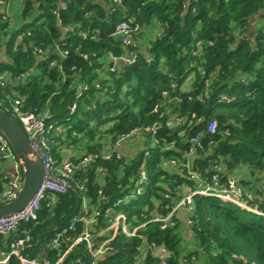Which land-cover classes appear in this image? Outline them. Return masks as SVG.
<instances>
[{"label":"trees","instance_id":"16d2710c","mask_svg":"<svg viewBox=\"0 0 264 264\" xmlns=\"http://www.w3.org/2000/svg\"><path fill=\"white\" fill-rule=\"evenodd\" d=\"M129 18L141 28L155 18L162 32L148 39L145 51L132 48L136 51L132 64L114 66L112 71L103 58L123 53L112 32L118 21ZM19 19L10 39L24 31L26 49H15L8 41L10 62L0 66L26 77L15 85L13 81L0 85V107L11 114V99L22 97V111H46L51 153L58 162L63 159L59 144L65 142L72 149L81 144V154L98 157L76 170L65 194L47 195L35 220L20 223L15 234H0V248L8 251L13 237L28 232L29 246L23 253L41 256L45 251L46 259L55 263L65 242L53 248L49 239L73 215L82 213L81 199L95 206L96 226L105 228L106 206L130 194L141 171L148 177L145 193L120 207L129 228L153 214L165 216L185 193L183 187L196 183L183 165L167 169L163 162L175 158L184 163L185 153L193 150L191 166L208 180L214 165L223 167L219 182L235 168H250L256 182L262 180L253 186L255 191L248 190L249 202L257 201L261 214L195 194L190 210L182 207L174 214L173 225L150 221L133 236L116 234L98 263L160 264L157 252L142 254L146 244H152L166 250V264H264V0H41L37 7L26 0ZM255 19L263 21L257 29L252 28ZM57 44L67 52L65 58L54 50ZM190 77L191 86L183 88ZM83 84L86 89L76 98ZM212 120L217 124L214 133L207 129ZM155 126L157 142L146 155L145 137ZM133 129L139 130L134 152L102 157L106 141L113 143ZM197 136L201 147L191 141ZM2 183L0 174V192ZM238 183L245 190L247 182ZM179 212L192 221L191 250L182 245L187 224ZM82 229L78 221L68 234L73 237ZM83 247L79 243L64 264L77 257L88 264ZM8 264H18L17 258L10 256Z\"/></svg>","mask_w":264,"mask_h":264},{"label":"built area","instance_id":"2783aa9c","mask_svg":"<svg viewBox=\"0 0 264 264\" xmlns=\"http://www.w3.org/2000/svg\"><path fill=\"white\" fill-rule=\"evenodd\" d=\"M14 1L15 0H0V51L2 45L8 41V43L11 44L15 49H26L25 43L23 44L22 42L24 31H19L13 40L10 39V30L21 24V20L19 19L20 17L17 16V12H19V9L22 10L23 8V6L21 7L20 5H18L20 8L15 7L13 5ZM25 1L26 0H23V2ZM29 1H31L36 7L41 2V0ZM117 1L118 3L121 2V0ZM59 5L62 8L65 7L64 2H59ZM55 13L58 16V12ZM161 27V25L158 27L157 35L161 34ZM140 30L141 26L138 23H135L132 18L118 21L114 26L112 35L114 38L119 40L120 45L124 46L127 52V55L124 58V63L132 64L136 60V51L132 48L135 49L137 46V41L135 38ZM81 35L86 37L87 33L81 32ZM54 50L58 53L60 58H65L67 52L62 51L58 44L55 45ZM34 51H37L39 55L42 52L36 47ZM107 57L108 60H111L115 59L116 56H114L112 53H109ZM54 62L55 61L51 62V65L55 64ZM109 68L112 71L116 70L113 65H110ZM25 77L26 73H20L14 76L8 69H3L0 66V85L3 87L9 85L12 81L15 85L17 82L19 83L23 81ZM96 87H99V84H96ZM84 89H86V84H83L79 88L76 93V98L81 95ZM21 102L22 97L11 99L10 115L25 131L31 147L40 156L43 167V179L33 197L29 200L25 207L14 214L0 217V234L3 235H9L11 233L15 234V231L20 223L35 220L37 218V213L41 208V203L43 200H45L47 195L65 194L71 186L70 178L74 175L76 170L80 168H87L89 164L98 157L97 153H84L81 154L76 161L71 157H63V159L58 162L56 159H54L51 153V145L49 144V131L45 122V118L48 117L47 112L44 111L40 113H34L22 111ZM74 107L75 104H73L72 109ZM216 125V121H210L207 124L208 131L210 133H214ZM156 128V126L151 128L152 135H150L148 138L145 137V141L147 142V147H144L146 155H149V147H153V145L157 142L153 134ZM136 135H139L138 129H133L127 134L118 136L113 143L110 142L106 145L105 151L101 153L102 157L105 159H110L112 154L115 153V156L120 158L121 153L118 151L119 146L124 141L129 140ZM198 139L199 138L197 136L191 141L201 147L199 144L200 140ZM0 151V158L10 160L14 166L11 172L1 174L3 188L0 192V199L3 200V202H6L15 198L21 189L23 182V171L7 140L1 133ZM192 154L193 150L185 153L187 160L181 164L177 162L175 158H171L163 162L164 166L166 164L172 167L183 165L187 172L186 175L190 179H193L196 183L194 187L187 186L186 192L179 198V200L172 206L171 210L165 216H162L161 214H153L152 217L146 221L129 228L130 221L127 218V215L120 209V207L124 202H128L129 200L131 201L132 198L135 199L136 195L145 193L146 189L143 187V184L146 183L148 177L143 171H141L140 178L135 182L134 188L130 194L126 195L125 198H119L111 205L106 206L104 215L109 220V222L105 228H98L96 226L97 211L95 206L89 204V199L85 197L82 198L80 206L82 213L80 215H73L70 218L69 224L63 228L55 230L49 239V244L53 248H58L61 245V242H65V251L61 254L58 260L52 264H60L65 256L68 255L69 257L70 252H72L79 243H84L83 250L89 259L88 264H99L98 260L106 253L107 249H109L108 245L116 236V234L122 232L127 236H133L140 227L144 226L150 221H159L161 222L162 227L173 225L174 214L182 207H187L188 209H186L190 210L192 196L195 194L216 197L224 202L234 204L241 209H247L257 214H261V212L249 202V192L241 188L237 178H235L232 174H227L225 175V180L219 182V172L223 171V167L222 165H214L212 168L214 172L211 175V178L209 180L208 178L205 179L199 172H196L192 168L191 161L189 160ZM243 196H246L247 199ZM101 197L102 199L104 198V196ZM78 221L83 223V229L80 233L71 237L68 232L74 230V226ZM186 224L187 226L189 225L188 228L190 229V224H192V221L189 218H186ZM29 240L30 236L28 232H25L23 236L13 237L9 244L8 251H5L2 254L0 264H6L12 255L17 258L18 264H51L46 259L45 255L28 256L27 254L23 253L24 249L29 246ZM148 250H150L152 254L157 252L158 255L162 257L160 264H166V250L164 248H154L152 244H146V246L142 249V254ZM67 264H84V261L81 259V257H77Z\"/></svg>","mask_w":264,"mask_h":264},{"label":"water","instance_id":"95a60500","mask_svg":"<svg viewBox=\"0 0 264 264\" xmlns=\"http://www.w3.org/2000/svg\"><path fill=\"white\" fill-rule=\"evenodd\" d=\"M112 65V63L110 64ZM0 133L7 140L23 171V182L17 196L0 203V217L14 214L27 205L43 179L40 156L33 150L19 123L0 107ZM68 255L63 258V264Z\"/></svg>","mask_w":264,"mask_h":264},{"label":"crops","instance_id":"0c3cea01","mask_svg":"<svg viewBox=\"0 0 264 264\" xmlns=\"http://www.w3.org/2000/svg\"><path fill=\"white\" fill-rule=\"evenodd\" d=\"M24 4H25V2H23V0H15L13 2V5L15 7H18V5H20L21 7L22 6L24 7ZM20 6L18 8H20ZM21 12H22V10L19 9V12H17V16L18 17L21 16ZM262 23H263V21L258 20V19H255V22H253V24H252V28L257 29V27H260L262 25ZM159 26H160V24H158V20L155 19V18H153L151 20V22L148 23L147 25H142V28L140 30L141 32H139L140 33L139 36L136 35V38H135V40L137 41L136 44L138 46V50L139 51H145L146 50V48L148 46V39L149 38L152 39V38H155L157 36V32H158V27ZM121 47L123 49V53L120 56L115 57V59H111V60L109 59L107 61V64H108L109 67H110V64L111 63H112L113 66H116V67H122L125 64L124 63V58L126 57L127 52H126L124 46L121 45ZM107 59L108 58H106V57L103 58V60H107ZM4 62H10L9 57L7 56V53H6V45L5 44L2 45V48H1V51H0V64L1 63H4ZM192 80H193L192 77L188 78L187 81L185 82V84L183 85V88H188L189 86H191ZM172 122H174V121H171V125H173ZM174 125H175L174 127L177 128L176 127L177 124L175 123ZM110 142L111 141H106V144H108ZM83 143H84V141H83ZM54 144L56 145L57 143L54 142ZM123 144H121L119 146V148H118V151L122 155L123 154H126L125 153L126 151L124 152ZM133 145H135V142L132 144V146ZM81 146L82 145L79 144V145H77V148L76 149L75 148L72 149L70 147H67V142L61 143V144H59V149H60L59 153H60V155H61L62 158L63 157L77 158L78 156L81 155V152H80L81 151ZM189 160L191 161L192 159H189ZM13 167H14L13 166V163L10 160H5L4 158H0V174L11 172L12 169H13ZM249 169L250 168H248L246 166H242V167H239V168H235L233 171H231L230 174H232L235 178H237L238 181L239 180L240 181L241 180L242 181L244 180V182L245 181L247 182V185H245L246 186L245 187V190L246 191H248V190L249 191L250 190L255 191L256 188L253 187V186H255L257 184H261L262 183V180L260 182H256L255 178H250L251 173H250ZM186 188H187V186H184L182 190H185V192H186ZM253 196H254L255 199L257 198V195L256 194L253 195ZM252 204L256 207V205L258 203L256 201V202H252ZM179 214L185 220L186 217L184 216V214H182L181 212H179ZM5 236H8V235H5ZM189 240L190 239L188 237L185 238V240L182 242L183 247H184V243L187 242V241H189ZM3 247H5V246H3ZM4 252L5 251H3L2 248H0V259H1L2 254ZM44 255H45V251L42 252V256H44ZM8 262H9V260H8ZM8 262L6 264H8Z\"/></svg>","mask_w":264,"mask_h":264},{"label":"rangeland","instance_id":"374dc122","mask_svg":"<svg viewBox=\"0 0 264 264\" xmlns=\"http://www.w3.org/2000/svg\"><path fill=\"white\" fill-rule=\"evenodd\" d=\"M173 123V125H171V126H173V128H175L174 126V122H172ZM177 127V126H176ZM134 142H136V144L135 145H133L132 146V144L134 143ZM124 143V144H123ZM122 144H123V147H124V152H125V149L128 151V152H125L126 154L127 153H131V152H133L135 149H137V146H138V142L137 141H134V138H131V139H129V140H126V141H124ZM74 151V150H73ZM123 152V153H124ZM79 157V156H78ZM174 167V166H173ZM164 168H167V169H171V166L170 165H168V164H166L165 166H164ZM180 171V170H179ZM249 171H251L250 169H249ZM247 178V177H246ZM250 178H256V175H251L250 176ZM231 197V196H230ZM232 198V197H231ZM187 208V207H186ZM188 209V208H187ZM238 214H239V216H241V217H243V218H245V219H250L251 218V214H249V213H247V212H245V211H238ZM184 230L187 232L186 233V238L188 237V238H190L191 237V235H190V229L188 228V226H185L184 227ZM189 231V232H188ZM193 247V244H192V242L190 243V241H187V242H185L184 243V249H186V250H191V248ZM152 254V253H151ZM193 264H196V262H194Z\"/></svg>","mask_w":264,"mask_h":264}]
</instances>
